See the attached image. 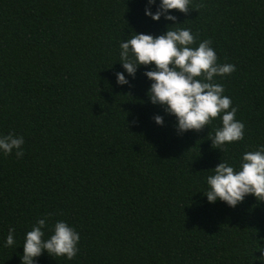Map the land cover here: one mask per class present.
<instances>
[{
  "label": "trees",
  "instance_id": "obj_1",
  "mask_svg": "<svg viewBox=\"0 0 264 264\" xmlns=\"http://www.w3.org/2000/svg\"><path fill=\"white\" fill-rule=\"evenodd\" d=\"M145 5L0 0V135L24 138L20 158L0 155V264H21L24 234L43 217L45 238L57 220L74 227L78 252H42L35 264H264V202L249 195L230 208L202 193L219 162L238 168L243 152L264 145V0L171 10L174 27L235 66L214 80L244 135L222 148L210 141L219 116L198 132L174 131L175 118L148 100L145 66L117 85L119 43L172 26L145 17ZM10 227L16 244L4 247Z\"/></svg>",
  "mask_w": 264,
  "mask_h": 264
},
{
  "label": "clouds",
  "instance_id": "obj_2",
  "mask_svg": "<svg viewBox=\"0 0 264 264\" xmlns=\"http://www.w3.org/2000/svg\"><path fill=\"white\" fill-rule=\"evenodd\" d=\"M190 0H146L144 16L153 22L161 17L171 21L163 34L153 36L133 33L119 43V63L123 72L115 74L118 86L129 84L126 78L134 77L140 66H145L144 77L150 81L146 91L153 105H160L165 114L175 118L174 131L181 135L188 131H200L219 116L220 126L211 136V146L222 148L226 144L240 141L244 135L243 122L235 119L236 108L231 98L224 95V87L214 77L230 75L235 71L231 63H218L211 41L204 39L196 43L197 37L188 28H176V16L189 11ZM155 6V11L152 10ZM195 45V46H194ZM151 65V67H148ZM153 122L163 126L161 115H154ZM24 138L9 132L0 135V155L14 153L23 155ZM216 149V148H214ZM203 191L208 203L223 202L234 208L246 196L264 202V145L256 150L242 153L238 168L225 161L219 162L206 178ZM47 217L39 218L26 231L23 238L21 264H35L42 252L50 256L71 260L78 252L79 233L63 220L51 225L50 235L45 238ZM16 244L14 229L9 228L3 241L4 247ZM260 258H264L262 247Z\"/></svg>",
  "mask_w": 264,
  "mask_h": 264
}]
</instances>
